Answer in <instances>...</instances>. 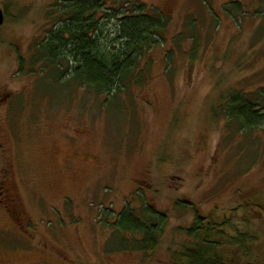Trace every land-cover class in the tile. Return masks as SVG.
Masks as SVG:
<instances>
[{
    "label": "rangeland",
    "instance_id": "1",
    "mask_svg": "<svg viewBox=\"0 0 264 264\" xmlns=\"http://www.w3.org/2000/svg\"><path fill=\"white\" fill-rule=\"evenodd\" d=\"M55 1L0 0V264H182L198 217L244 237L230 264H264V124L224 115L264 88V0H139L168 19L164 41L110 99L32 62ZM149 204L162 228L145 259L115 224Z\"/></svg>",
    "mask_w": 264,
    "mask_h": 264
},
{
    "label": "trees",
    "instance_id": "2",
    "mask_svg": "<svg viewBox=\"0 0 264 264\" xmlns=\"http://www.w3.org/2000/svg\"><path fill=\"white\" fill-rule=\"evenodd\" d=\"M52 8L49 15L54 17V26L36 45L32 62H43L40 73L50 70L60 83H76L87 93L105 95L107 99L132 82H142L140 62L151 48L164 41L168 23L154 6L139 0H56ZM225 9L239 12L241 5L232 2ZM110 23L114 26L107 33L105 26ZM254 94L248 100L242 98V91H236L225 103L224 115L243 130L264 124V88ZM159 222L149 204L139 214L123 210L115 225L122 231L142 235L140 248L146 259L156 248L162 228ZM230 225L227 219L217 222L198 217L191 230L198 242L181 252L182 264H230L225 246L241 244L244 239L224 234Z\"/></svg>",
    "mask_w": 264,
    "mask_h": 264
},
{
    "label": "water",
    "instance_id": "3",
    "mask_svg": "<svg viewBox=\"0 0 264 264\" xmlns=\"http://www.w3.org/2000/svg\"><path fill=\"white\" fill-rule=\"evenodd\" d=\"M3 22H4V11L0 9V26L3 24ZM144 264H156V263H144Z\"/></svg>",
    "mask_w": 264,
    "mask_h": 264
}]
</instances>
